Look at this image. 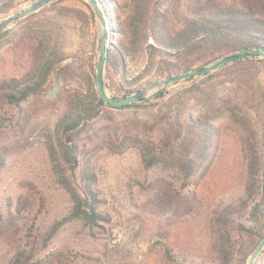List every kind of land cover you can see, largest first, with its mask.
Instances as JSON below:
<instances>
[{
	"label": "trees",
	"instance_id": "16d2710c",
	"mask_svg": "<svg viewBox=\"0 0 264 264\" xmlns=\"http://www.w3.org/2000/svg\"><path fill=\"white\" fill-rule=\"evenodd\" d=\"M65 1L52 2L50 7L60 5L57 14L71 17L81 30L94 24L95 14L86 1L74 0L82 7L64 6ZM98 1L110 23L104 90L114 99L132 96L135 90L130 87L151 76L164 78L211 65L237 51L264 49V0H127L123 5L115 0ZM9 10L7 4H0V13ZM39 13L13 25L29 23ZM23 28L11 36L7 31L0 33V51L9 44L27 51L24 73L0 81L2 102L18 108L31 97L55 98L70 71L83 77L91 90L89 96L76 103L68 102L55 123L63 139L62 158L70 171L59 178L68 186L67 211L38 225L30 220V213L19 218V211L9 206L0 211V234L13 232L17 236L7 244V264H62L50 247L66 226L79 222L93 231L101 228L100 222L108 221L98 209L101 201L89 183L80 189L69 183V176H74L79 166L81 151L76 138L108 106L96 91L94 57L74 66L65 63L64 50L48 24ZM137 59L142 64L135 66L136 75L128 79V64ZM263 73L264 59L245 58L155 90L144 101L119 109L155 111L152 129L157 134L158 151L149 159L143 155V161L146 166L163 163L174 169L183 182L194 177L203 179L229 153L234 158L230 145L242 154L244 177L240 189L221 199L209 219L223 264H247L264 238V86L259 82ZM109 74L112 81H117L116 89L107 83ZM177 85L182 87L175 88ZM172 201L171 195L158 193L149 199L157 211L176 213L178 204L172 208ZM184 205L190 208L189 202ZM230 235L235 238L233 244H225ZM254 264H264V249Z\"/></svg>",
	"mask_w": 264,
	"mask_h": 264
},
{
	"label": "rangeland",
	"instance_id": "374dc122",
	"mask_svg": "<svg viewBox=\"0 0 264 264\" xmlns=\"http://www.w3.org/2000/svg\"><path fill=\"white\" fill-rule=\"evenodd\" d=\"M35 1L0 0V4L10 6L8 12L0 13V21ZM115 1L121 5L127 2ZM62 5L82 7L74 0ZM58 7L49 4L36 12L40 13L29 23L13 22L3 31L11 36L30 24H48L64 50L65 63L78 64L88 57L98 60L101 25L96 16L94 24L81 30L71 17H60ZM26 53L11 44L0 51V81L19 78L24 73ZM140 64L141 59L129 62L128 79L136 75L135 66ZM111 78L109 74L107 83L116 89L117 81L114 76V81ZM160 79L151 76L130 89L136 92ZM259 82L264 86V73ZM179 87L182 86L175 88ZM90 93L85 79L70 71L55 98L31 97L18 108L0 100V211L9 206L19 211V218L30 213V220L36 225L51 222L67 211L68 186L59 178L70 171L62 158L63 139L55 123L68 102L76 103ZM153 93H145V99ZM119 109L104 108L101 117L76 138L81 151L79 166L74 176H69L71 187L80 189L89 183L97 192L101 201L98 209L108 221L100 222L101 228L93 231L79 222L66 226L52 243L51 251L62 264H223L209 219L221 199L240 189L244 177L242 154L230 145L234 158L229 153L203 179L194 177L183 182L174 169L163 163L146 166L143 161V155L149 159L158 151L157 134L152 129L155 111ZM156 193L171 195V207L178 204V211H157L149 202ZM185 201L189 202V209ZM13 237H17L13 232L0 234V264H7V244ZM232 237L226 238L225 244H233Z\"/></svg>",
	"mask_w": 264,
	"mask_h": 264
},
{
	"label": "water",
	"instance_id": "95a60500",
	"mask_svg": "<svg viewBox=\"0 0 264 264\" xmlns=\"http://www.w3.org/2000/svg\"><path fill=\"white\" fill-rule=\"evenodd\" d=\"M58 0H37L24 9L14 12L11 16L4 18L0 21V33L7 27L9 24L19 21L26 18L32 13L40 11L43 7L49 5L52 2ZM88 2L89 6L93 10L97 20L101 25V36L98 43V60L95 67V85L96 91L98 93L101 101L106 104L108 107L113 109H119L133 103L142 102L145 100V93L164 88L168 85L177 83L184 79L206 75L211 72L217 71L231 63L236 61L257 57L264 59V49H246L242 51H237L231 54L224 56L220 61L213 63L208 66L195 67L187 72H182L176 75H171L164 77L157 82H154L146 87L138 89L135 94L129 97L114 99L106 95L104 90V81H103V68L106 61V51L110 39V23L106 17L104 10L98 0H84ZM264 249V238L258 243L253 253L251 254L247 264H254L256 258L260 254L261 250Z\"/></svg>",
	"mask_w": 264,
	"mask_h": 264
}]
</instances>
